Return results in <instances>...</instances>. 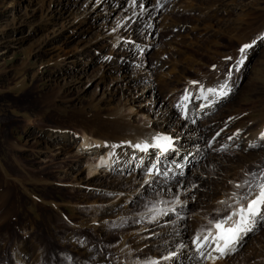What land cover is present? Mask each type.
<instances>
[{"label": "rangeland", "instance_id": "1", "mask_svg": "<svg viewBox=\"0 0 264 264\" xmlns=\"http://www.w3.org/2000/svg\"><path fill=\"white\" fill-rule=\"evenodd\" d=\"M100 1L0 0V264H128L119 258L126 245L135 264H171L226 216L210 205L240 181L254 186L264 173V147L244 148L264 124V0H154L156 10L136 27L141 0ZM221 5L227 10L219 12ZM244 44L253 46L242 57ZM138 77L137 87L120 94ZM222 85L227 95L200 109L193 102L183 114L186 95ZM129 94L141 97L132 105ZM156 100H165L160 111ZM115 109L139 126L149 121L159 132L195 137L197 158L172 185L160 183L169 179L166 163L149 176V162L135 173L111 172L101 159L110 163L107 152L81 144L84 121ZM166 113L169 123H156ZM241 128L246 140L223 145ZM55 131L72 140L59 142ZM93 167L101 175L89 179ZM149 179L156 184L143 189ZM120 181L122 195L115 189ZM165 199L173 210L154 215ZM258 218L224 259L245 260L264 246V213ZM169 238L176 242L167 247Z\"/></svg>", "mask_w": 264, "mask_h": 264}, {"label": "bare ground", "instance_id": "2", "mask_svg": "<svg viewBox=\"0 0 264 264\" xmlns=\"http://www.w3.org/2000/svg\"><path fill=\"white\" fill-rule=\"evenodd\" d=\"M109 1L110 0H101L100 4L106 5L107 2L109 3ZM153 1L154 0H141V8L138 12L134 13V16H133V24L135 22V27L138 24H140V22L142 20H144V18L147 17L149 14H153V12H152L154 10ZM227 1L229 2V0H227ZM155 2H158V1L155 0ZM231 2L234 4L235 0H231ZM225 6L226 5H221V9L219 10V12L221 10L226 11L227 8ZM130 29L132 30L133 28H130ZM129 48L130 47H127V49H129ZM207 77H209V76H207ZM123 79L118 78V80H121V81ZM141 79L138 77V78H133V79L128 80L124 84L123 87H120V89H121L119 91L120 94H125L123 92V90H128V92H130L131 87L132 86L137 87V85H138L139 81H141ZM195 80L197 81V79H195ZM201 80H203V79H201ZM206 80L207 79H205V81ZM74 81H75V83H77L78 81H80V78H76ZM123 81H126V80H123ZM193 81H194V78H193ZM135 82H137V83L135 84ZM71 83H73V81ZM71 83H68V84H71ZM132 83H134V84H132ZM188 83H189V81H188ZM204 88H208V87H204ZM144 93H145V89L142 91L141 95L144 96ZM111 94H114V91ZM141 95L129 94L126 101L132 103V105H133L135 103V101H137V99L141 97ZM188 97H189V99L185 100L184 104L182 105L184 115L187 112V107H189L190 104H192L193 102H197L198 103V109H200L202 107L209 106V104L211 103V100L217 101L220 96L217 97L218 99L217 98L214 99L215 95H210L208 100H204L203 98L200 97V94L194 95V93H190V95H188ZM164 102H165V100H162V101L156 100L154 102L155 108L156 109L158 108V111H160L162 108L160 106V104L162 105ZM133 108H134V106H132V109ZM151 110H152V112H154L153 108ZM207 111L203 112L202 114L200 113V114L203 115ZM163 114H165V113H163ZM198 115L199 114H197V116ZM171 118H172V113H166V115L162 119L158 118L156 123L162 121L163 123L168 124L169 121L171 120ZM187 121L189 122V124L191 126L193 124V122L195 121V119H191V117H190L187 119ZM83 124L85 125V128H84L85 130H83L84 132H83V138H82L83 140H82L81 146H83V148L86 151L91 150V149L92 150L95 149V150H97L98 154H101V152H102L101 150H104L105 152H107L108 153L107 155L110 158V163L108 162L109 159L107 160L106 157L105 158L102 157L101 159H102V162L104 164H108V167L111 168V172H117V171L123 172V171H130L131 170V171H134V173H135L136 171L144 169L145 165H147V163L149 162V163H151V164H149V166L147 168V172H148V176H149V174H153L156 171L157 172L161 171L162 167H163L161 165L166 163L168 165V168H169V172H167V174H169V175H167L169 179H167L166 181L160 180V183L161 184L166 183V184L172 185L174 183V181H173L174 175L175 174L178 176L180 174L182 175L181 172H183V171H181V168H183L184 166L189 164L190 161L192 162L194 157L197 158V156H198L197 149L199 150V146L194 142L195 137L191 138L188 136L189 138L185 139L187 137V135H184L185 136L184 137L182 133L179 135L172 136L169 134H165L166 132H164V131L159 132V131H157L156 127L152 123H150L149 121L146 123L144 122V124L142 126H139L138 124H135L132 122L131 117H126L123 114L122 109H115L114 113L108 117H98L97 116L94 119H90V118L86 119ZM262 127L263 128L260 132H252L251 133L250 137L248 138V143H246L244 148H249V149L253 148V150L254 149L257 150V149H261L264 147V124L262 125ZM88 128H90V131H92L91 133L86 132V131H89ZM188 130H190V128H188ZM244 131H245V128H241L237 134L235 132L233 135H230V137H228V139L224 142L223 145L230 148V146H232L233 144H239L240 141L246 140ZM51 136H52V138H56L58 141L59 140L60 141H66L67 138L71 139V137H69L68 134H66L64 131H55ZM159 136H167V137L171 138L172 145L167 152H164L162 150V148L156 146V139L155 138L159 137ZM92 139H94L96 141V146L94 148H91L94 145L93 142L91 141ZM45 140H44V143H45ZM145 143H147L149 145L147 150H144L143 147L137 148L135 146L137 144H140L141 146H143ZM64 148L65 147H63L61 149L64 151ZM188 148H190V149H188ZM153 150H156V152H155L156 156L153 159V161H151V151H153ZM110 156H112V157H110ZM175 166H176V168L178 167L180 170L176 169ZM243 166H245V165H243ZM242 168L244 169V167H241V169ZM243 169H242V172H243ZM247 169H248V167H247ZM235 172L236 171H234V173ZM134 173L132 175H134ZM100 175H101V173H98L96 171V167H95L94 169L91 170L90 175H89V179L90 178L91 179L97 178ZM242 175H245V173ZM110 176H111V174H110ZM151 178H152V176H151ZM236 178H239V177L236 176ZM239 180H240V178H239ZM149 181L150 182L148 183V185L147 184H146V186L142 185L143 189L147 188V186L151 187V186H154L156 184V183L154 184L153 182H151V179H149ZM122 182H123V180H122ZM122 182L120 181V183L117 186L115 185L116 186L115 189H117V191L120 194L123 193V190H124L123 186H121ZM240 182L236 183V185L237 184H244V183H240ZM259 182H261V181L258 179V181L255 184H257ZM140 184H143V182H141ZM229 188H230L229 190H227L226 192H224L221 195L222 197H220V202L217 203V205L214 204V206L210 205L209 209H214L215 211H218L219 214L227 216L228 214H230V212L232 210H234L237 207L235 200L232 198V194L233 193L243 194L241 191H243L245 193L248 191L247 187L239 188V189L234 188L233 190H232V187H229ZM152 189H150V190H152ZM187 191H185V192H187ZM253 191H256V189ZM92 194L93 193H91V195ZM186 195H188V193ZM122 200H124V199H122ZM128 200H130V199H128ZM165 201H164L165 205L163 204L164 206L162 208L158 207L159 208L158 209L156 207L157 209L154 210V215H156L158 217H163L165 213L161 212V211L164 210V207H166V209H168L170 212L173 210L172 208H171L172 210L169 208L171 200L169 201V200L165 199ZM221 201H224L225 203H221ZM244 203H246V201H244ZM229 205H231L232 207H229ZM157 206H159V205H157ZM258 217L255 218V222L253 225H256L259 222L260 218H258ZM172 227L168 228V230H167L168 234L172 233V231H171ZM208 229L209 228H206L205 231L203 230L201 236L206 234ZM184 234L185 233H183L182 235H184ZM246 234H244L242 236V239L234 247V249L232 251L228 252V255L231 254L232 252H235L239 248V245H241V242L243 243V240H244ZM173 235H175V234H173ZM182 235H181V237H182ZM169 237H171V236H169ZM194 241L191 243V247L187 248V251L185 252L186 255H184L183 258L180 256L172 257L171 258V261H172L171 264H176L177 262L186 263V264H193V262H195V264H264V246H259V248H257V249H254V248L251 249L249 251V257L247 256L248 258L245 260L228 261L229 260L228 258H227L228 260L224 259L225 255L221 256L219 253L213 251L212 248H210V247L201 248L199 251H203V256L199 257L197 254V252H199L197 250V244ZM175 242H176L175 239L169 238V241L165 245L167 247H170V246L174 245ZM126 246H122L123 248L121 247L122 249H120V253L123 252L124 254L122 256L119 253V255H121L119 258L124 257L121 259H126L125 262H127L128 264H135V261L134 260L132 261L130 259L133 257L134 252H132V250L129 248V245L127 247ZM115 248H117V247L115 246ZM192 250L194 251L195 254H193ZM116 251H118V250H116ZM116 255H118V254H116ZM145 261H143V263H145ZM150 261H151V263H149V264H166L165 262H157V261H152V260H150ZM146 262L148 263V261H146Z\"/></svg>", "mask_w": 264, "mask_h": 264}, {"label": "snow or ice", "instance_id": "3", "mask_svg": "<svg viewBox=\"0 0 264 264\" xmlns=\"http://www.w3.org/2000/svg\"><path fill=\"white\" fill-rule=\"evenodd\" d=\"M133 3H135V0H133ZM252 46V44H244L239 50L241 56L244 57L246 51ZM228 59H231V57ZM243 62V59H240L237 61V64H243ZM191 83L196 85L199 82L192 81ZM225 88H227V85H222L219 91L216 88H204L200 86V97L204 100H208L210 95H227V92L223 90ZM184 99L188 100L189 97L186 95ZM155 139L156 146L162 148L164 152H167L172 145L170 137L159 136ZM135 146L137 148L143 147L144 150H147L149 147L147 143L143 146L140 144ZM252 175L255 176L256 174L253 173ZM259 180L261 182L254 186L249 181L235 186L238 189L247 187L248 191L243 194L233 193L232 198L235 200L237 207L222 219L210 222L212 227L207 230L206 234L203 236H196L194 242L197 244L198 251L201 248L210 247L213 251L224 256L234 249L244 234L252 230L255 218L264 213V173L260 175ZM253 187L256 191H253ZM244 201H246V203H244ZM221 203L225 202L221 201ZM229 207L232 206L229 205Z\"/></svg>", "mask_w": 264, "mask_h": 264}]
</instances>
